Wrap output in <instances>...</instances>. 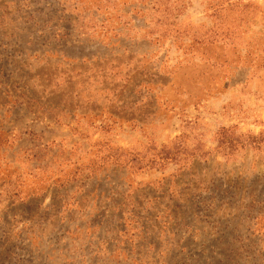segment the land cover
Listing matches in <instances>:
<instances>
[{"label": "rangeland", "instance_id": "374dc122", "mask_svg": "<svg viewBox=\"0 0 264 264\" xmlns=\"http://www.w3.org/2000/svg\"><path fill=\"white\" fill-rule=\"evenodd\" d=\"M0 264H264V0H0Z\"/></svg>", "mask_w": 264, "mask_h": 264}]
</instances>
